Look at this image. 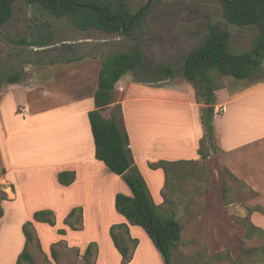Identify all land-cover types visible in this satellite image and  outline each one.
<instances>
[{"label": "crops", "instance_id": "0c3cea01", "mask_svg": "<svg viewBox=\"0 0 264 264\" xmlns=\"http://www.w3.org/2000/svg\"><path fill=\"white\" fill-rule=\"evenodd\" d=\"M96 61L87 58L50 67L28 65L27 79H21L28 90L27 97L21 94L15 98L14 82L0 86V183L13 184L16 194L15 199L2 201L5 213L0 218V229L7 224L16 225L21 237L15 253L18 257L26 242L22 229L26 221H33L45 245L61 236L58 228H63V220L70 210L82 206L84 229L73 230L66 225V234L62 236L83 247L95 240L98 243L95 264H99L101 258L102 244L96 234L101 229L108 230L107 245L122 260L110 236V227L115 223H128L131 235L139 239L133 259L126 264H149L153 259L156 264H164L144 228L130 224L116 209V194L132 195L130 186L95 156L88 112L95 108L102 65ZM216 80L221 84L215 91L212 116L219 150L205 160L211 159L218 168L227 169L255 192L254 205L264 207V58L260 71L255 74L244 78L221 75ZM185 83L189 92L180 96L175 88H170L173 87L171 82L158 89L129 81L125 73L112 91L111 105L122 106L135 163L161 212L167 204L166 175L161 167L153 168L150 163L161 159L201 158L199 149L206 132L202 116L209 106L195 98L191 82L186 80ZM132 86L140 88L137 97L128 92ZM142 87L146 89L141 90ZM133 102H146L151 108L135 111L130 119L127 104ZM21 104L28 108L27 119L17 112ZM172 105L183 107L185 111L172 114L162 110ZM218 109H223L220 114H216ZM46 128L51 129L50 135H44ZM66 170L76 173L75 180L68 185L58 180V173ZM40 209H51L55 216L62 211V222L58 224L56 219V224L51 225V230L57 232L46 240L43 231L48 228L42 225L47 222L33 219V213ZM106 212H111L114 218L105 229H94L96 233L86 236L82 242L73 238L87 231L88 225ZM251 219L264 230V212L254 211Z\"/></svg>", "mask_w": 264, "mask_h": 264}, {"label": "rangeland", "instance_id": "374dc122", "mask_svg": "<svg viewBox=\"0 0 264 264\" xmlns=\"http://www.w3.org/2000/svg\"><path fill=\"white\" fill-rule=\"evenodd\" d=\"M148 2L149 0H116L114 6L127 7L132 13H136ZM149 7L135 28L125 34L108 33L94 27L81 29L67 15L57 16L39 4L27 5L24 0L14 2L11 19L0 28V86L5 87L9 83L5 79L9 73L19 72L21 79L26 80V68L30 64L50 67L87 58L101 63L111 53L130 50L139 45L144 61L138 69L126 72L129 81L158 89L169 86L167 83L171 82L173 87L170 88H175L178 95L184 96L189 92L186 79L164 77L157 73L156 68L173 63L174 70L181 72L186 54L204 41L209 21L230 30V47L237 53L251 49L257 34L255 26L240 27L228 22L220 0H151ZM21 79L12 86L15 98L28 92ZM216 83L221 84L217 80ZM144 89L146 88H141ZM139 91L140 88L136 86L128 90L134 97L140 94ZM195 98H198L196 91ZM48 105L51 107L52 102ZM116 105L106 107L103 115L109 118L111 111L116 113ZM127 107L130 119L135 111L151 108L146 102H133L127 104ZM162 110L172 114L185 111L178 105H172V108L162 107ZM50 134L51 129H44L45 136ZM216 146V141L205 140L204 149L211 152L210 157L216 153ZM180 167L181 173H177L175 181L180 190L178 201L173 203L175 207L171 205L170 181L165 211L160 214L166 221L175 212L183 224L181 239L173 251V264H264V232L257 231L247 236L246 226L240 223L246 216L251 219L256 206L255 192L225 169L218 168L211 159L199 158L183 163ZM258 209L261 207L258 206ZM61 213L62 211L56 214L58 224L62 222ZM113 218L111 212H106L98 221L96 219L88 225L87 231L73 238L82 242L86 236L96 233L94 229H105ZM75 224L78 226L77 230L84 229L83 219L81 222L76 220ZM42 227L48 228L46 232L43 231L45 240L57 232H53L52 226L47 223ZM62 227L65 228L66 225L62 224ZM30 229L33 240L29 244V250L34 255L35 264L96 263L98 247L93 245L92 253L85 255L86 247L71 243L62 236L64 234L43 245L34 223ZM96 234L102 244L99 264H122L107 245L108 230L101 229ZM20 244L21 237L16 225H4L0 229V264H16L15 253ZM149 264H156L155 259L150 260Z\"/></svg>", "mask_w": 264, "mask_h": 264}, {"label": "trees", "instance_id": "16d2710c", "mask_svg": "<svg viewBox=\"0 0 264 264\" xmlns=\"http://www.w3.org/2000/svg\"><path fill=\"white\" fill-rule=\"evenodd\" d=\"M18 0H0V28L8 22L14 12L13 4ZM27 5L39 4L44 9L57 16H69L74 25L81 29L92 27L108 33L123 32L135 13L127 7H115L116 0H24ZM99 9L93 7L101 6ZM225 18L228 22L240 27L255 26L257 34L254 37L251 49L237 53L231 50L230 42L232 34L229 29L223 28L218 23L208 22V33L200 46L191 50L184 57V66L181 72H176L173 63H168L156 68L157 73L164 77L176 78L183 76L191 82L196 91L197 100L208 105L207 113L203 114V122L206 132L201 139L199 154L206 159L211 152L204 149L205 140L215 141L212 112L215 101V91L218 88L216 78L221 75H231L235 78H244L260 71L264 58V0H220ZM144 8V7H142ZM149 8L138 13L132 22L131 29L135 28L139 19L147 13ZM144 61V55L139 45L130 50H119L107 55L99 71L98 87L95 92V108L88 112L91 129L95 142V156L102 160L107 169L119 174L130 186L132 195L117 193L115 206L119 213L123 214L130 224L139 225L147 232L157 249L162 255L164 264H173V251L181 239L183 224L172 212L170 218L164 221L160 214V206L157 205L151 195L147 181L135 163L130 147V137L126 129L122 106L117 104V112H110L107 118L100 110L101 107H109L112 103V91L117 82L127 71L138 69ZM9 82H18L21 79L19 72L6 74ZM219 148L216 146L215 152ZM194 160L170 161L161 159L150 163L153 168L161 167L166 175V190L171 181V205L173 207L180 190L176 185L177 173H181V165ZM225 169V168H223ZM231 176L235 178L227 169ZM76 177L73 170L58 173L60 183L71 184ZM237 179V178H235ZM239 181V180H238ZM15 187L13 184L0 183V218L5 210L2 204L4 200L15 199ZM166 196V195H165ZM167 201V198H166ZM258 206L261 209H258ZM264 212V207L256 205L253 211ZM249 212L252 211L249 209ZM78 214V215H77ZM36 221L56 224L55 212L51 209H40L33 213ZM83 219V207L74 206L66 215L63 222L71 229L76 230V220ZM240 222L247 228V236L254 232H264L255 225L250 217L246 216ZM33 221H26L23 232L26 237L25 245L17 257L16 264H35L33 253L29 250V244L33 240V232L30 226ZM59 234H65L64 228H58ZM110 236L122 256L121 262H130L139 243V239L131 235L128 223H115L110 227ZM98 247L96 241H90L84 251L85 255L92 253V246Z\"/></svg>", "mask_w": 264, "mask_h": 264}, {"label": "built area", "instance_id": "2783aa9c", "mask_svg": "<svg viewBox=\"0 0 264 264\" xmlns=\"http://www.w3.org/2000/svg\"><path fill=\"white\" fill-rule=\"evenodd\" d=\"M121 89H122V88H121ZM222 110H223V109H222ZM222 110H221V109L216 110V114H220V113L222 112ZM17 112H18L21 116H23V118H25V119H27L28 116H29V111H28V108H27V106H26L25 104H21V105H19L18 108H17Z\"/></svg>", "mask_w": 264, "mask_h": 264}, {"label": "water", "instance_id": "95a60500", "mask_svg": "<svg viewBox=\"0 0 264 264\" xmlns=\"http://www.w3.org/2000/svg\"><path fill=\"white\" fill-rule=\"evenodd\" d=\"M150 2H151V0H149V2H148V4L146 5V7H148V5H149ZM105 4H106V1L102 2L101 6H99V7H93V8H94V9H99L100 7H103ZM141 11H143V10H141ZM141 11H140V12H141ZM137 15H138V12L135 13V14L133 15V17L131 18V20H130V22H129L128 29L131 28V26H132V21L135 19V17H136ZM105 109H106V107H101V108H100V110H101L102 112H103Z\"/></svg>", "mask_w": 264, "mask_h": 264}, {"label": "flooded vegetation", "instance_id": "af4514ba", "mask_svg": "<svg viewBox=\"0 0 264 264\" xmlns=\"http://www.w3.org/2000/svg\"><path fill=\"white\" fill-rule=\"evenodd\" d=\"M146 8H150L149 5H148V7L144 6V8H141V9H140L139 11H137V12L140 13L141 10H144V9H146ZM137 12H136V13H137ZM141 12H142V11H141ZM132 17H133V16H132ZM135 18H136V17H135ZM129 22H130V21H129ZM132 22H133V21H132ZM128 26H129V24H128ZM131 27H132V26H131ZM130 29H131V28L128 29V27L126 28L127 31H129Z\"/></svg>", "mask_w": 264, "mask_h": 264}]
</instances>
